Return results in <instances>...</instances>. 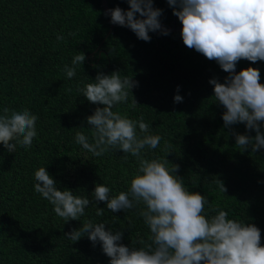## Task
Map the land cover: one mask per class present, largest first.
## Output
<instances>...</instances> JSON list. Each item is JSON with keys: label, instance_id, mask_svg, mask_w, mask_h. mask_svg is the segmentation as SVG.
I'll return each instance as SVG.
<instances>
[{"label": "trees", "instance_id": "1", "mask_svg": "<svg viewBox=\"0 0 264 264\" xmlns=\"http://www.w3.org/2000/svg\"><path fill=\"white\" fill-rule=\"evenodd\" d=\"M106 1L110 9L129 8L126 0ZM153 6L162 9L163 28H181L166 0H153ZM111 24L100 0H0V114L9 107L28 108L38 116V135L30 149L17 145L10 153L0 144V264H109L99 243L93 247L86 236L75 243L64 237L86 219L121 231L125 246L140 247L133 243L137 234L148 242L150 230L138 214L143 205L113 213L97 202L79 221L65 223L34 191V172L42 166L58 190L90 200L97 184L109 187L110 195L128 190L138 168L135 157L127 154L124 160L121 151L94 157L74 139L77 131L90 135L86 117L98 106L77 87L94 82L99 72L120 71L138 82L131 90L137 106H130V95L113 110L130 119L143 116L151 134L162 137L156 149L146 148L142 155L164 157L168 141L171 152L166 159L179 165L176 175L190 192L206 197V216L223 210L229 219L254 224L264 245V149L253 153L236 147L232 133L245 134V127H224L225 109L208 83L212 78L223 83L227 73L187 48L180 33L150 32L151 40L145 42L125 27L114 25L111 30ZM58 34L65 40L58 42ZM78 52L85 62L68 79L62 69L71 66ZM247 67L257 68L264 84V61L240 60L235 70ZM176 94L183 102H173ZM216 179L223 182L225 193ZM96 207L105 209L102 217L95 215Z\"/></svg>", "mask_w": 264, "mask_h": 264}, {"label": "clouds", "instance_id": "2", "mask_svg": "<svg viewBox=\"0 0 264 264\" xmlns=\"http://www.w3.org/2000/svg\"><path fill=\"white\" fill-rule=\"evenodd\" d=\"M126 2L127 10L115 7L105 12L106 16L110 15V23L128 27L145 42L151 40L150 32L169 34L160 22L162 9L155 8L153 0ZM166 2L180 21L183 44L215 61L227 73L223 83L216 78L208 83L213 87L215 101L225 109L224 127L236 124L245 127V134L232 133L236 147L253 153L264 149V84L260 83V71L254 67L235 70L240 60L264 61V0ZM56 39L60 42L65 37L58 34ZM85 59V55L78 52L71 66L64 65L62 71L68 79L76 75L77 67H81ZM137 86L138 82L131 76L113 71L111 74L99 72L94 82L77 87L88 102L98 106L86 117L90 135L77 131L75 143L94 157L109 151H121L125 154L124 160L127 154L135 157L138 168L127 191L110 195L109 187L97 184L90 200L68 189L58 190L56 181L44 166L35 170L33 187L65 223L79 221L85 216V209L90 204L96 206L97 202H103L113 213L143 205L138 214L150 230L148 242L137 234L133 243L141 246H125L121 243V231L106 230L104 222L95 223L92 219L84 220L79 228L71 229L64 237L75 243L86 236L93 247L99 243L109 264H264L260 229L254 224L229 219L228 212L223 210L207 217L206 197L190 192L183 178L176 175L179 165L166 159L171 152L168 141H165L164 157L147 159L142 155L146 148L156 149L162 137L151 134L143 116L138 120L130 119L127 114L113 110L118 104L127 103L130 95V106L135 108L137 102L131 90ZM173 102H183L182 96L174 95ZM37 120L38 116L28 108L17 111L4 107L0 114V144L10 153L16 151L17 145L30 149L38 135ZM214 182L221 193L227 191L222 181ZM104 212V208L96 207L95 215L102 217Z\"/></svg>", "mask_w": 264, "mask_h": 264}, {"label": "water", "instance_id": "3", "mask_svg": "<svg viewBox=\"0 0 264 264\" xmlns=\"http://www.w3.org/2000/svg\"><path fill=\"white\" fill-rule=\"evenodd\" d=\"M101 1V5H102V8H103V10H104V12H106L108 9H110L109 7H108V5H107V1L106 0H100ZM110 16V15H109ZM113 27H114V24H111V30L113 29ZM127 30H130L128 27H125ZM110 30V31H111ZM168 30V32H171V33H175V32H177V33H180V31H181V28H173V29H167Z\"/></svg>", "mask_w": 264, "mask_h": 264}]
</instances>
